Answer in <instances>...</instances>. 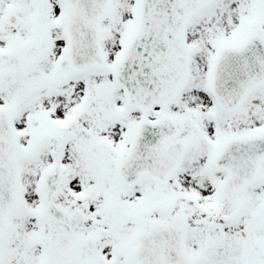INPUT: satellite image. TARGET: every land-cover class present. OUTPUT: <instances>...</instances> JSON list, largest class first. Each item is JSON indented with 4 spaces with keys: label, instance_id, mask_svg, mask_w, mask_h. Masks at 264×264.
Wrapping results in <instances>:
<instances>
[{
    "label": "snow or ice",
    "instance_id": "obj_1",
    "mask_svg": "<svg viewBox=\"0 0 264 264\" xmlns=\"http://www.w3.org/2000/svg\"><path fill=\"white\" fill-rule=\"evenodd\" d=\"M0 264H264V0H0Z\"/></svg>",
    "mask_w": 264,
    "mask_h": 264
}]
</instances>
